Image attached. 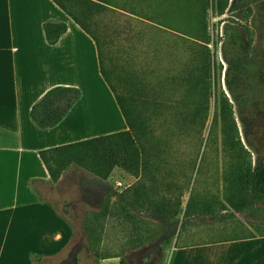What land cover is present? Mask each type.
Segmentation results:
<instances>
[{
  "label": "rangeland",
  "instance_id": "1",
  "mask_svg": "<svg viewBox=\"0 0 264 264\" xmlns=\"http://www.w3.org/2000/svg\"><path fill=\"white\" fill-rule=\"evenodd\" d=\"M103 1L108 8L94 19L106 37L110 58L130 64L149 85L155 82L158 69L159 77L165 80V97L175 105L183 93L176 91L177 82L169 79L183 75L189 49L171 40L172 29L165 34L150 26L160 22L169 28L194 32L198 24L196 0ZM240 2L236 10L227 8L222 15L214 16L209 9L206 16L208 47L212 68L216 70L212 71L203 129L193 137L189 128L173 125L166 137L168 146L163 147L169 167L178 175L173 182L183 191L175 230L165 233L166 226L144 210H131L133 217L123 215L117 203H113L116 196L108 192L94 202L84 191L94 182L82 181L95 179L94 173L72 165L63 172L56 192L51 185L41 186L44 195L51 191L56 194L51 197L53 205L73 230L65 251L45 259L44 264H92L111 253L118 254L124 264H166L174 245L264 233V195L256 196L241 212L232 210L225 202V184L233 156L222 146L221 124L214 121L216 99L224 92L231 102L247 158L252 165L264 163V0ZM236 61L240 73L233 69ZM191 98L186 96L188 104ZM174 112L173 109L165 117L174 118ZM108 182L117 191L129 183L120 179L117 172L110 174ZM192 195L191 205L195 206L197 201L198 205L184 217ZM105 206L109 216L94 219L95 213ZM204 207H210L213 213H205Z\"/></svg>",
  "mask_w": 264,
  "mask_h": 264
},
{
  "label": "crops",
  "instance_id": "2",
  "mask_svg": "<svg viewBox=\"0 0 264 264\" xmlns=\"http://www.w3.org/2000/svg\"><path fill=\"white\" fill-rule=\"evenodd\" d=\"M47 22L66 25L53 43ZM56 86L78 88L80 96L58 123L42 128L30 110ZM125 129L93 39L52 0H0V264H34L35 256L44 264L71 239V224L51 200L64 173L44 195L49 174L39 150ZM113 172L127 185L136 180L120 167ZM119 263L111 253L92 264ZM166 264H264V233L174 245Z\"/></svg>",
  "mask_w": 264,
  "mask_h": 264
},
{
  "label": "trees",
  "instance_id": "3",
  "mask_svg": "<svg viewBox=\"0 0 264 264\" xmlns=\"http://www.w3.org/2000/svg\"><path fill=\"white\" fill-rule=\"evenodd\" d=\"M52 1L93 39L99 71L113 93L127 129L39 150V157L49 174V181L45 183L52 185L60 179L66 169L77 165L95 175V179H82L84 184L94 182L105 187L108 195L116 196V202L113 203H117L123 215L133 217L135 214L131 210H144L162 222L166 226L165 233L168 234L176 228V217L181 211L183 191L175 181L173 182L178 175L169 167L167 152L163 148L168 146L166 137L173 125L189 128L193 137L203 129L207 118V96L211 87L212 71L216 70L212 68L208 47L210 40L206 34V16L209 9L214 16H220L227 8L238 9L242 2L196 0L198 24L194 32L169 28L160 22L150 26L165 34H169L167 31L172 29L170 32L174 38L171 40L180 42L183 46L187 45L189 49L188 61L183 66V75L169 79L173 83L176 81L177 86L174 89L183 93L173 105L172 100L165 97L166 91L163 87L165 80L159 77L157 68L156 80L149 85L142 76H138L130 64L126 65L125 62L110 58L106 37L100 32L102 29L94 19L95 15L108 8L106 2L103 0ZM65 30L64 23L44 24L46 38L51 43L55 42ZM233 69L236 73L241 72L238 61L233 63ZM217 78L219 79V76ZM235 79L237 80V76ZM188 95L192 97L189 104L186 102ZM79 96L80 91L75 87L50 88L32 105L31 119L42 128L51 127L65 116ZM173 109L174 118L165 117V114ZM214 121H219L221 124L222 146L233 156V165L225 184V202L232 210L241 212L255 201L256 196L264 195V165L262 163L252 165L251 160L247 158V151L238 137L231 102L224 92H220L216 99ZM191 162L194 165L193 157ZM116 166L136 177L132 184L120 191L113 189L107 180ZM167 178L171 181H167ZM34 182L35 180L31 182L33 186ZM192 198L193 195L189 198L184 217L192 214L191 212L198 205V201L195 206L191 205ZM204 211L213 213L210 207H204ZM99 215L108 217V208L105 206L101 212L95 213L93 218L96 219ZM241 237L232 236V239ZM222 239L227 238L209 242ZM33 263L43 264V257H33ZM119 264H124L121 257Z\"/></svg>",
  "mask_w": 264,
  "mask_h": 264
},
{
  "label": "flooded vegetation",
  "instance_id": "4",
  "mask_svg": "<svg viewBox=\"0 0 264 264\" xmlns=\"http://www.w3.org/2000/svg\"><path fill=\"white\" fill-rule=\"evenodd\" d=\"M264 165V163H262ZM106 189L105 187H103L100 184H95V183H90L88 185V187L84 190L85 193H87L91 199L94 202H98L99 200H101V198L103 197L104 193L102 195H100V193ZM106 193V192H105Z\"/></svg>",
  "mask_w": 264,
  "mask_h": 264
},
{
  "label": "water",
  "instance_id": "5",
  "mask_svg": "<svg viewBox=\"0 0 264 264\" xmlns=\"http://www.w3.org/2000/svg\"><path fill=\"white\" fill-rule=\"evenodd\" d=\"M105 192H107L106 189H104V190L100 193V195H102V194L105 193Z\"/></svg>",
  "mask_w": 264,
  "mask_h": 264
},
{
  "label": "built area",
  "instance_id": "6",
  "mask_svg": "<svg viewBox=\"0 0 264 264\" xmlns=\"http://www.w3.org/2000/svg\"><path fill=\"white\" fill-rule=\"evenodd\" d=\"M118 184H119V182H118Z\"/></svg>",
  "mask_w": 264,
  "mask_h": 264
}]
</instances>
